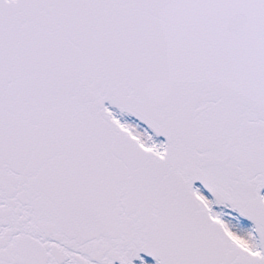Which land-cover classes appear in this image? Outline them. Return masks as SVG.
<instances>
[{"label":"snow or ice","instance_id":"6c2138e0","mask_svg":"<svg viewBox=\"0 0 264 264\" xmlns=\"http://www.w3.org/2000/svg\"><path fill=\"white\" fill-rule=\"evenodd\" d=\"M0 264H264V0H0Z\"/></svg>","mask_w":264,"mask_h":264}]
</instances>
